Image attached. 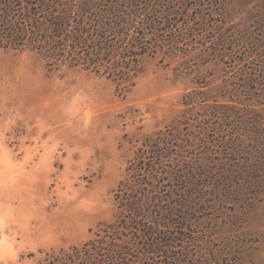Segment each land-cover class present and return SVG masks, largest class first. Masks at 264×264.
I'll use <instances>...</instances> for the list:
<instances>
[{"label": "rangeland", "instance_id": "rangeland-1", "mask_svg": "<svg viewBox=\"0 0 264 264\" xmlns=\"http://www.w3.org/2000/svg\"><path fill=\"white\" fill-rule=\"evenodd\" d=\"M117 1L161 27L129 91L104 70L0 46V264H51L104 237L131 162L160 132L175 151L156 165L159 186L185 192L171 255L264 264V0Z\"/></svg>", "mask_w": 264, "mask_h": 264}, {"label": "trees", "instance_id": "trees-1", "mask_svg": "<svg viewBox=\"0 0 264 264\" xmlns=\"http://www.w3.org/2000/svg\"><path fill=\"white\" fill-rule=\"evenodd\" d=\"M128 7L117 0H107V5L0 0V46L37 52L51 68L68 65L97 73L104 70L129 91L142 72V59L156 53L161 27L151 15ZM172 136L160 132L144 142L128 168V178L118 187V220L106 226L104 237L90 241L82 251L74 248L51 264H142L155 261L156 256L163 264H174L173 260L181 264L180 257L170 252L182 241L178 232L187 223L180 203L185 192L172 190L169 197L159 186L168 172L156 174L157 163L161 165L174 154ZM178 171L175 169L176 176ZM177 183L178 189L184 183L181 177Z\"/></svg>", "mask_w": 264, "mask_h": 264}]
</instances>
